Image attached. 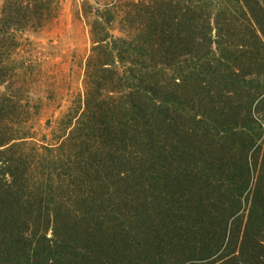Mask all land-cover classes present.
Listing matches in <instances>:
<instances>
[{"label":"trees","instance_id":"obj_1","mask_svg":"<svg viewBox=\"0 0 264 264\" xmlns=\"http://www.w3.org/2000/svg\"><path fill=\"white\" fill-rule=\"evenodd\" d=\"M60 12L0 0V264H264V0L84 1V89L39 128Z\"/></svg>","mask_w":264,"mask_h":264},{"label":"rangeland","instance_id":"obj_2","mask_svg":"<svg viewBox=\"0 0 264 264\" xmlns=\"http://www.w3.org/2000/svg\"><path fill=\"white\" fill-rule=\"evenodd\" d=\"M84 1L61 0L59 18L43 31L31 35L28 43L27 51L37 72L33 92L35 98L45 102L38 120L39 128L45 127L49 118H59L84 89L82 63L92 45L88 23L81 14ZM89 1L105 4L117 0Z\"/></svg>","mask_w":264,"mask_h":264}]
</instances>
